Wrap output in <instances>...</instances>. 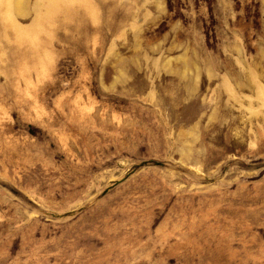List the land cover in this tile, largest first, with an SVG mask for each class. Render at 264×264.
Wrapping results in <instances>:
<instances>
[{"label": "rangeland", "instance_id": "1", "mask_svg": "<svg viewBox=\"0 0 264 264\" xmlns=\"http://www.w3.org/2000/svg\"><path fill=\"white\" fill-rule=\"evenodd\" d=\"M0 264H264V0H0Z\"/></svg>", "mask_w": 264, "mask_h": 264}]
</instances>
